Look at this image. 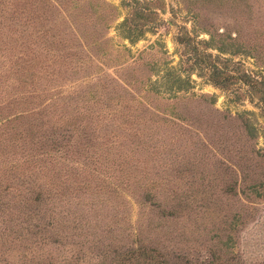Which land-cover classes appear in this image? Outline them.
I'll return each instance as SVG.
<instances>
[{
	"label": "rangeland",
	"instance_id": "rangeland-1",
	"mask_svg": "<svg viewBox=\"0 0 264 264\" xmlns=\"http://www.w3.org/2000/svg\"><path fill=\"white\" fill-rule=\"evenodd\" d=\"M76 1L0 0V264H264V0Z\"/></svg>",
	"mask_w": 264,
	"mask_h": 264
},
{
	"label": "trees",
	"instance_id": "trees-1",
	"mask_svg": "<svg viewBox=\"0 0 264 264\" xmlns=\"http://www.w3.org/2000/svg\"><path fill=\"white\" fill-rule=\"evenodd\" d=\"M54 2L56 3V4H59L60 6L62 5H64L65 6V4H64V0H54ZM78 6V3H77V1L76 0H71V3H69L68 4V7L69 8H74V7H77ZM248 92H249V90H247ZM246 129H247V131L248 132H250V133H252L253 131H252V129H253V127H252V125L251 124H248V123H246Z\"/></svg>",
	"mask_w": 264,
	"mask_h": 264
}]
</instances>
